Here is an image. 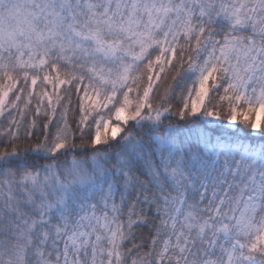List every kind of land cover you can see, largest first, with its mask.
<instances>
[{
	"label": "snow or ice",
	"instance_id": "1",
	"mask_svg": "<svg viewBox=\"0 0 264 264\" xmlns=\"http://www.w3.org/2000/svg\"><path fill=\"white\" fill-rule=\"evenodd\" d=\"M0 264H264V0H0Z\"/></svg>",
	"mask_w": 264,
	"mask_h": 264
}]
</instances>
